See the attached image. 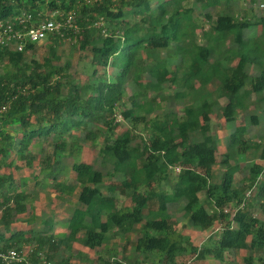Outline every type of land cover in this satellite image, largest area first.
Returning <instances> with one entry per match:
<instances>
[{"label":"trees","instance_id":"1","mask_svg":"<svg viewBox=\"0 0 264 264\" xmlns=\"http://www.w3.org/2000/svg\"><path fill=\"white\" fill-rule=\"evenodd\" d=\"M242 1L248 8L234 0H0V22L57 13L77 25L22 51L0 47V251L75 264L77 246L99 251L85 264H126L113 256L135 235L134 264L155 256L150 264H209L264 247V220L246 196L264 190V164L249 155L260 150L264 160L251 135L264 116V0ZM68 40L90 56L84 76L56 61ZM41 45L43 61L28 60ZM89 145L99 146L92 160ZM184 220L220 230L189 248L178 233Z\"/></svg>","mask_w":264,"mask_h":264},{"label":"rangeland","instance_id":"2","mask_svg":"<svg viewBox=\"0 0 264 264\" xmlns=\"http://www.w3.org/2000/svg\"><path fill=\"white\" fill-rule=\"evenodd\" d=\"M234 2L236 5H238L237 8H239L240 6H246L248 8V5H249L248 3L244 4L242 0H234ZM260 7H261V5H260ZM256 11L258 13L262 12L258 7L256 8ZM213 14H216V13H213ZM241 14L243 15L244 12L239 13V16H241ZM247 15H248V13H247ZM215 17H214V19H215ZM209 26H210V23H207L206 21H204L205 29H208ZM201 35L202 34H199V40L201 42H204L205 39H203ZM72 41L73 40H68V41L64 42L63 44H61L59 48H57L58 55H60V61L59 60H56V61H58L59 63L60 62L65 63L67 61H70L72 63V66H71L72 69L70 72L72 74L74 73L75 75H78V76H84L85 74H87L85 62L89 59L90 56L86 51H82L81 49H79L77 43L75 44ZM166 52L167 51H163L164 54ZM47 54H48L47 46L41 45V46H38V48L36 49L35 52L27 53L26 57L28 58V60H31L32 58H37L40 61H43V57H45ZM154 96H155V93L150 92V96H148L146 99L147 102L151 101ZM259 115H260V120H259L260 124L252 126L253 129H252L251 135L257 133L255 136H253L252 139H255V140L258 139V141L262 145V148H264V116H263L262 112H259ZM219 134H220L221 138H223V136H225V133L222 132V130H221V132H219ZM259 134H262V136H260ZM221 144H222V146H224L223 142ZM41 150H42L41 147L36 148L37 152H40ZM50 150H51L50 146L46 145V153L47 154L50 152ZM85 150L87 152V153H85L87 159L92 160L93 158H95L98 155L99 146L89 145L88 147H86ZM260 154H261L260 150L249 151V155H250V158L252 160H259V162H262L264 164V160L258 157ZM245 158H247V157L244 156L242 163L245 162L244 161ZM219 168H221L219 165H216L214 167L215 170H219ZM19 172H23V173L25 172L26 174H32V171L27 169V168H24L23 170H21ZM67 179L71 180L72 177L69 175V177H67ZM215 180H216V178H215ZM259 180L261 182H264V175H262L259 178ZM33 186H35V185H32V187ZM30 187H31V185H30ZM154 187L156 189H158V187L156 185H154ZM165 190L168 192H171V189L169 186H166ZM251 191H252V194L253 193L254 194L253 195L251 194L250 198H248L249 199L248 203H247L248 208L251 209V211H253L254 213H256L262 220H264V190H261V187L258 185L255 188V190L253 189ZM52 195H54V194H52ZM199 195H200V198L202 201H206V195L204 192L200 193ZM121 201H124V199L122 198ZM181 207H182L181 204H175V205L171 206L170 209L172 211H174L175 213H178V212H180ZM174 216H178V215H174ZM216 227H212V228L206 229V230H201L197 227L192 226L187 220H184L183 222L179 221L178 233L180 234V237L183 239V241H185L187 243L189 248H191V246H196V245L201 247L202 245H207L211 242V240L209 239V236L211 234L215 235V234H217V232H219L220 228L216 229ZM131 237H132V241L128 243L127 250L125 252H123V249H119L118 251H116V254H114L113 259H118L121 257V255H125V260L127 262L126 264H134V260H135L136 256L138 255V252L134 248V240L136 239V236L131 235ZM76 250H78V252H80V253H79V256L76 255V260H75V258H73V263H75V264H85L86 261H88L90 259H95L99 256V254H98L99 251L98 252L95 250L91 251L88 248H83V247L81 248V247L76 246ZM251 254H253V256L255 257L254 264H261L257 260V258H259L261 256L264 258V247L255 249L253 252H252V250L228 251L225 254L224 260H217L215 258H211L208 261V263L209 264H247L245 257L248 255H251ZM150 255L151 254H148L146 256L150 257ZM155 257L152 260L145 261V264H150V263L155 262V260H156ZM108 258L112 259V254H110V256L106 255V259H108ZM139 258H140V260L144 259L143 255H139ZM147 259H150V258H147ZM92 264H93V260H92ZM188 264H190V263L188 262Z\"/></svg>","mask_w":264,"mask_h":264},{"label":"built area","instance_id":"3","mask_svg":"<svg viewBox=\"0 0 264 264\" xmlns=\"http://www.w3.org/2000/svg\"><path fill=\"white\" fill-rule=\"evenodd\" d=\"M56 15L57 13H51L44 19L34 20L32 13H23L5 22H0V47H9L22 51L28 43H42L46 38L56 33L63 36L64 33L61 32V29L67 25L77 28L72 14L64 22L58 20ZM0 111H2L1 108ZM247 195H250V191ZM26 256L24 251L12 248L7 251H0V262L1 264H18L23 262L25 264H53L42 255L37 261H32Z\"/></svg>","mask_w":264,"mask_h":264},{"label":"clouds","instance_id":"4","mask_svg":"<svg viewBox=\"0 0 264 264\" xmlns=\"http://www.w3.org/2000/svg\"><path fill=\"white\" fill-rule=\"evenodd\" d=\"M260 5H261V7H263V8H264V6H263V5H264V3H261ZM248 192H249V191H248ZM248 192L246 193V196L250 198V196H251V194H252V191L250 190V195H247V194H248Z\"/></svg>","mask_w":264,"mask_h":264}]
</instances>
